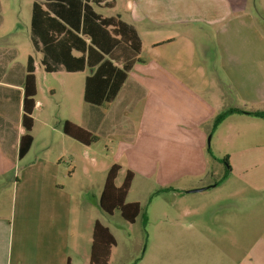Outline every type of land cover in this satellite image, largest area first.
Here are the masks:
<instances>
[{
	"label": "crops",
	"instance_id": "obj_1",
	"mask_svg": "<svg viewBox=\"0 0 264 264\" xmlns=\"http://www.w3.org/2000/svg\"><path fill=\"white\" fill-rule=\"evenodd\" d=\"M33 1L27 35L33 54L23 53V62L19 59V45H11L9 40H6V45L1 43L3 38L11 34L8 25L11 10L4 4L5 0H0V264H72L68 243L70 231L73 227L75 232V224L79 220L74 219V203L71 198L68 199V190L62 179H59L56 160L36 158L23 166L20 178H16L15 174L10 178L9 174L16 164L29 155L33 144L32 137L28 152L19 158V140L25 133L21 115L28 58L33 60L34 76L37 62L45 73L86 72L81 84L85 121L81 124L63 117L61 123L69 121L92 135L94 131L88 125L97 123V127L107 134L118 131L134 136L138 133L142 142H163L167 144L164 147L177 151L176 166L191 168L188 171H174L171 178L196 176L189 177L196 184L192 187L195 189L184 193H201L220 183L215 180L211 169L206 170V164L209 165L204 151L209 145V133L217 114L231 105L236 106V110L242 107V111L246 110L243 112L264 111V75L259 73L260 68L255 63L264 53V34L253 14L256 6L253 4L254 9L251 10L250 0L89 1L93 14L99 19H111L121 24L120 29L116 25H109L106 30L110 35L100 37L94 28L95 16L88 13L76 30L81 32L84 27L93 32L104 51L91 44L88 35L77 33L85 40L86 47L84 51L71 49L70 55L73 58L82 57L83 64L80 66L78 62L68 59L66 62L68 67L80 69L71 71L59 64L55 71L47 72L42 64L43 54L35 49L31 40ZM39 3L43 10H47L48 0H40ZM49 15L53 16L52 12ZM15 17L12 19L14 22ZM66 28L71 29L69 25ZM114 29L120 32L114 34ZM110 38L119 42L112 45ZM130 38L140 42V50L135 58L130 49ZM241 41L243 46L246 45L245 61L235 54L238 51L236 42ZM250 45H253L252 51ZM88 46L92 49L89 50ZM131 59H135V62L110 102L94 104L84 100L86 78L103 62L108 61L111 66L121 70ZM220 73L225 78H221ZM227 76L231 77L229 87L232 91L236 88L235 98L227 88ZM35 85L33 125L34 113L42 107L36 99V77ZM11 114L13 125L3 120H10ZM45 126H50L49 121L45 122ZM196 167L201 168V172H196ZM127 170L131 171L126 169L125 172ZM118 173L114 181L116 186L122 183H116ZM132 174L126 202H138L127 200L134 180ZM242 182L249 187L250 183L264 184V178L256 181L252 177H243ZM246 194L243 198L249 207L243 214L242 228L246 232L254 229L257 235L247 258L239 264H264V195ZM8 196L13 197L14 202L19 198L24 210V216H20L16 222L14 219L10 222L8 215L3 214V200L8 199ZM60 196L67 201L59 203ZM251 204L258 206V213H253ZM59 210L64 220L61 226L58 221ZM89 253L90 246L88 263Z\"/></svg>",
	"mask_w": 264,
	"mask_h": 264
},
{
	"label": "rangeland",
	"instance_id": "obj_2",
	"mask_svg": "<svg viewBox=\"0 0 264 264\" xmlns=\"http://www.w3.org/2000/svg\"><path fill=\"white\" fill-rule=\"evenodd\" d=\"M250 1L251 10L254 9L253 4L256 6L253 14L264 34V0ZM4 4L11 10L8 16L11 19L8 24L11 34L3 38L1 43L6 45V40H9L11 45H19V59L24 62L23 53L33 54L27 37L32 0H5ZM252 46L249 48L251 51ZM235 47L238 48L235 54L245 61L246 45L243 46L241 41L236 42ZM255 63L260 68L259 73L264 75V53ZM85 73H45L37 62L36 99L42 107L34 113L35 122L30 132L33 144L29 155L9 173L10 178L13 174L20 178L23 166L30 161L36 158L56 160L59 179H62L68 190V199L71 198L74 203V219L79 220L75 224V232L73 227L70 231L68 243L72 264H89L88 252L94 220L107 227L116 242L111 248L107 264L243 262L241 260L247 258L248 250L257 235L254 229L246 232L242 228L243 214L249 207L243 197L248 192L264 195V184L250 183L248 187L242 178L252 177L256 181L264 178V119L249 117L243 114L246 110L242 111V107L236 110L234 105L219 112L217 116L233 111L211 128L209 145L204 151L209 165L206 164V170L211 169L215 180L220 183L208 191L186 194L184 191L195 189L192 187L196 185L189 177L196 176L171 178L172 172L183 169L188 171L191 168L176 166L177 151L164 147L167 144L163 142H142L138 133L134 136L118 131L107 134L97 127V123L88 125L97 137V141L89 146L62 133L63 117L81 124L85 121L81 89ZM219 76L225 78L224 74L220 73ZM227 77L228 88L231 77ZM229 89L235 98L236 88L233 91ZM12 116L10 120H3L13 125ZM47 121L49 127L45 126ZM9 138L10 135L8 141ZM112 164L121 166L117 184L122 181L126 169L134 173L127 200L138 201L140 212L133 223L124 220L118 210L110 215L98 206L99 193ZM196 169L194 171L201 172V168ZM19 200L16 198L14 202L10 196L6 202L3 200V214L8 215L10 222L13 219L16 222L20 216H24ZM65 201L67 199L62 196L58 198L59 203ZM250 207L253 213H258L256 204ZM58 221L59 226L64 223L60 210ZM62 239L65 240V237L62 236Z\"/></svg>",
	"mask_w": 264,
	"mask_h": 264
},
{
	"label": "trees",
	"instance_id": "obj_3",
	"mask_svg": "<svg viewBox=\"0 0 264 264\" xmlns=\"http://www.w3.org/2000/svg\"><path fill=\"white\" fill-rule=\"evenodd\" d=\"M40 0H34L31 16V40L35 49H38L43 54L42 64L44 70L52 72L57 69L59 64L65 66L66 69L77 71L80 68L68 67V60H74L83 64V58H73L70 55L71 49H80L84 51L86 47L85 40L77 35L81 33L89 36L91 44L104 51L99 43V39L93 32L82 28L81 32L77 31L79 22L84 21L86 16L91 14L94 19V28L100 37L109 36L106 27L116 25L121 27V24L114 23L111 19H99L93 14L89 6V1L99 3L102 0H48L46 9L43 10ZM84 1V2H82ZM52 12L53 16L49 15ZM82 16V17H81ZM75 18V19H74ZM75 20V23L73 22ZM69 25L71 29L66 28ZM119 29H114V34L120 32ZM73 31H76L74 33ZM112 45L119 41L110 38ZM40 45V46H39ZM88 49L92 48L88 46ZM130 49L135 58L140 50V42L136 38H130ZM135 59L128 61L121 70L111 66L110 62H103L96 71L86 78L84 100L89 103L101 104L102 102H110L117 93L121 83L125 79L126 73L130 70ZM110 70V71H109ZM36 94L35 76L33 60L28 58L26 75L23 84V100H22V115L21 124L25 133L19 140L18 156L22 158L29 150L32 143L30 134L33 127L32 112L34 108V96ZM235 111V110H234ZM226 111L219 114L214 122L213 127L222 121L227 113ZM253 117L264 119V111L245 112ZM62 131L65 135L71 137L79 143L89 145L97 140V137L82 129L81 127L69 122L62 123ZM120 166L113 164L107 171L102 190L98 199L99 208L106 214H112L114 210H118L120 216L127 222L133 223L140 212V204L138 202H126V195L129 191L133 174L127 170L125 172L122 183L116 186L114 181ZM115 239L109 229L103 226L98 220L93 224L91 234V245L89 253V264H107L111 248L115 246ZM67 264H69L67 262Z\"/></svg>",
	"mask_w": 264,
	"mask_h": 264
},
{
	"label": "water",
	"instance_id": "obj_4",
	"mask_svg": "<svg viewBox=\"0 0 264 264\" xmlns=\"http://www.w3.org/2000/svg\"><path fill=\"white\" fill-rule=\"evenodd\" d=\"M192 191H200V190H192Z\"/></svg>",
	"mask_w": 264,
	"mask_h": 264
}]
</instances>
